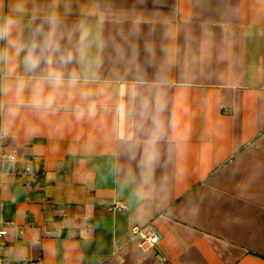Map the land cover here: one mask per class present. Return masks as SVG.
Wrapping results in <instances>:
<instances>
[{
  "label": "crops",
  "instance_id": "0c3cea01",
  "mask_svg": "<svg viewBox=\"0 0 264 264\" xmlns=\"http://www.w3.org/2000/svg\"><path fill=\"white\" fill-rule=\"evenodd\" d=\"M0 30L7 255L264 264V0H0Z\"/></svg>",
  "mask_w": 264,
  "mask_h": 264
},
{
  "label": "built area",
  "instance_id": "2783aa9c",
  "mask_svg": "<svg viewBox=\"0 0 264 264\" xmlns=\"http://www.w3.org/2000/svg\"><path fill=\"white\" fill-rule=\"evenodd\" d=\"M11 159H16V155L12 154ZM115 208H125L124 205H116ZM131 233L136 238L138 245L143 250H156L157 246L162 240V234L153 224L145 226L134 225L131 228ZM10 234V222L0 214V264H37L34 259H24L21 263H17L16 260L5 253V249L8 244V237ZM163 258L161 254L158 253Z\"/></svg>",
  "mask_w": 264,
  "mask_h": 264
},
{
  "label": "clouds",
  "instance_id": "9594fccd",
  "mask_svg": "<svg viewBox=\"0 0 264 264\" xmlns=\"http://www.w3.org/2000/svg\"><path fill=\"white\" fill-rule=\"evenodd\" d=\"M5 34L4 30H0V36H3ZM40 63V56L33 55L31 52H29L28 56L26 57V64L29 68L35 69L38 67ZM62 82L61 77L59 74H56L55 76V84L59 85Z\"/></svg>",
  "mask_w": 264,
  "mask_h": 264
}]
</instances>
